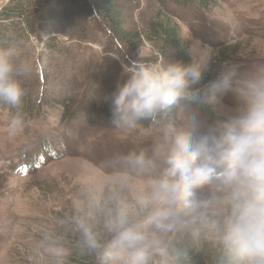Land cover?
I'll return each mask as SVG.
<instances>
[{
    "label": "rangeland",
    "instance_id": "1",
    "mask_svg": "<svg viewBox=\"0 0 264 264\" xmlns=\"http://www.w3.org/2000/svg\"><path fill=\"white\" fill-rule=\"evenodd\" d=\"M11 1L0 0V11ZM86 1L76 14L63 9L54 33L46 13L38 20L42 11L33 8L40 28L8 51L26 69L20 80L37 113L20 118L0 109V264H69L73 245L90 246L94 264H131L137 250L149 264H183L182 252L208 253L219 236L191 223L194 213L154 200L155 186L178 134L218 139L220 125L246 106L249 86L264 87V0H216L209 11L190 0H112L125 30L140 33L165 5L202 71L196 89L211 92L213 123L188 105L179 106L175 123L149 127L94 120L89 110L110 109L122 65L166 66L173 58L145 43L134 59L97 3ZM225 76L227 88L213 86ZM215 195L205 187L196 199L210 211Z\"/></svg>",
    "mask_w": 264,
    "mask_h": 264
},
{
    "label": "clouds",
    "instance_id": "2",
    "mask_svg": "<svg viewBox=\"0 0 264 264\" xmlns=\"http://www.w3.org/2000/svg\"><path fill=\"white\" fill-rule=\"evenodd\" d=\"M25 71L11 53L0 50V100L13 107L21 104L25 93L20 77ZM201 78L199 67L182 63L165 66L141 59L122 65L108 97L112 121L133 127L154 117L188 99ZM213 86L227 88L229 77ZM249 88L246 106L220 125L218 139L176 136L168 169L153 196L162 205L194 213L191 223H206L218 234L229 264H264V87ZM205 187L216 192L210 211L208 203L196 199ZM162 214L160 209L155 212ZM131 264H149L148 253L137 250Z\"/></svg>",
    "mask_w": 264,
    "mask_h": 264
},
{
    "label": "trees",
    "instance_id": "3",
    "mask_svg": "<svg viewBox=\"0 0 264 264\" xmlns=\"http://www.w3.org/2000/svg\"><path fill=\"white\" fill-rule=\"evenodd\" d=\"M79 1L12 0L8 6L0 11V50L8 52L11 47L19 46L20 43L26 41L27 35H30L29 33H37L35 27L40 28V25L35 23V17L30 13V10L33 8L41 9L42 11L39 12L40 16H38V20L43 19L42 15L46 13V18L50 20L49 27L51 26L54 29L51 31L54 33L57 27L55 26L56 19L63 12V9L70 11V8H72L73 14H76V10L79 8ZM94 2L101 8L103 19L111 23L113 35L117 40L125 44L134 59H138L140 50L144 47V44L149 43L161 56L165 58H171L172 56L173 64L182 63L184 65L196 66L192 60L190 44L182 37L180 27L175 19L176 16L171 14L165 5L157 10L143 33H140L125 30L123 24L120 22L119 16L113 12L112 0H94ZM190 2L204 11H209L214 7L216 0H190ZM85 3L88 2L85 0ZM24 29L26 34L23 33ZM195 89L196 84H193L190 90L191 96L188 99L182 100L176 105L157 113L154 117L141 119L137 124L149 127L151 125L161 124L164 121L175 123L178 117L179 106L185 107L188 105L197 114L213 123L216 114L209 102L211 96L210 89L197 88L196 90L198 92H195ZM53 106L56 105L53 104ZM0 109L8 110L20 118L33 117L37 113L36 106H34L33 101L26 94H24L21 104L16 107L0 100ZM63 111L66 118L71 119L74 117L75 112L72 113V110L64 109ZM89 115L94 120L112 121L110 109L106 106H98L93 110H89ZM66 260L69 264H94V253L88 245H73L69 249ZM179 260L183 264H229L221 244L220 246H214L210 252L205 254H198L197 252L186 250L180 254ZM101 264L104 263L101 262Z\"/></svg>",
    "mask_w": 264,
    "mask_h": 264
}]
</instances>
